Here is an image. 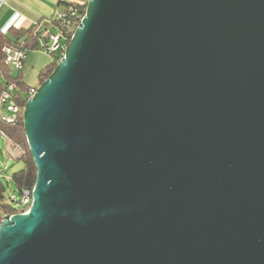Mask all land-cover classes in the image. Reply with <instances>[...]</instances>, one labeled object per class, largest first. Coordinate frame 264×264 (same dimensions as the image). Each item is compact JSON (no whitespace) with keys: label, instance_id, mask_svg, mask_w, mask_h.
<instances>
[{"label":"water","instance_id":"obj_1","mask_svg":"<svg viewBox=\"0 0 264 264\" xmlns=\"http://www.w3.org/2000/svg\"><path fill=\"white\" fill-rule=\"evenodd\" d=\"M24 107L0 264H264V0H88Z\"/></svg>","mask_w":264,"mask_h":264},{"label":"trees","instance_id":"obj_2","mask_svg":"<svg viewBox=\"0 0 264 264\" xmlns=\"http://www.w3.org/2000/svg\"><path fill=\"white\" fill-rule=\"evenodd\" d=\"M86 9L87 5L80 9L82 15L86 13ZM57 24L59 26L62 25L61 22L57 21H52L50 23L46 22V25L51 27L54 32L56 31ZM78 24L79 23H77V25ZM36 29L37 26L32 25L30 27L21 28L12 26L5 33L0 30V71L3 76V79L0 81V96L10 82H15L17 85V89L15 91L16 101L23 108H25L24 106L27 101L28 90L30 86H27L25 84L22 70H18V73H16L15 70L6 63L5 53L3 49L5 46H12L25 49L27 52H29L31 49L38 50L39 48H41V35L40 32L36 31ZM71 36L69 37V40L66 44L69 43ZM63 53V50L58 52H51L54 59L51 63L47 64L41 69L39 74V77L41 79L40 84L56 68L58 62L63 56ZM19 89H22L26 93V95H23V93ZM23 121V112H21L18 119L12 123L3 120L0 115V132L6 136V138L14 147H19L23 151L20 159L23 160L25 166L20 170L14 172L12 175V179L21 194L24 189H32L37 178V167L33 160L30 148L28 147L29 145L27 142ZM5 193L6 186L0 178V208L2 211L0 213V222L3 215L14 214L17 212V209L13 206L12 203L5 202Z\"/></svg>","mask_w":264,"mask_h":264},{"label":"built area","instance_id":"obj_3","mask_svg":"<svg viewBox=\"0 0 264 264\" xmlns=\"http://www.w3.org/2000/svg\"><path fill=\"white\" fill-rule=\"evenodd\" d=\"M60 2L65 4V7L63 9L59 8L56 11L55 16L47 21L49 23L52 21L62 23L61 26L57 24L55 32L51 29V27L46 25V23H35L37 26L36 31L40 32L41 35V48L45 49L49 53L62 50L64 52L69 37L73 34L77 23H79L83 17L80 9L87 5L88 0H60ZM5 3H7V0H0V9ZM3 51L5 53V61L11 66V68L14 70L23 69L28 56V52L25 49L5 46ZM16 89L17 85L12 81L7 85L6 89L0 96L1 118L11 123L17 120L21 112H23V107H21L16 101ZM36 91L37 87L30 86L27 99L31 97ZM2 135L4 134L2 133ZM32 191L33 188L24 189L19 199L15 196H12L9 197L7 202L13 204V206L17 209L16 213L25 212L32 203ZM5 215H3V218Z\"/></svg>","mask_w":264,"mask_h":264},{"label":"rangeland","instance_id":"obj_4","mask_svg":"<svg viewBox=\"0 0 264 264\" xmlns=\"http://www.w3.org/2000/svg\"><path fill=\"white\" fill-rule=\"evenodd\" d=\"M32 56H35L36 59H38V62L44 65L51 63L54 58L51 53H48L43 48H39L38 50L31 49L28 52V64L22 71L24 82L27 86H34L38 88L41 82L39 77L41 69L39 67L32 66L33 64L30 62ZM49 58H51V60L47 61ZM15 72L18 73V70H15ZM2 79L3 76L0 71V81ZM19 90L23 93V95H26L22 89ZM22 153L23 151L19 147H14L12 144H10V141L5 139L0 133V178L6 186L5 202H7L9 197L12 196H15L18 199L21 197V193L16 187V184L12 179V175L14 172L25 166L23 160L20 159ZM1 212L2 211L0 208V213Z\"/></svg>","mask_w":264,"mask_h":264},{"label":"crops","instance_id":"obj_5","mask_svg":"<svg viewBox=\"0 0 264 264\" xmlns=\"http://www.w3.org/2000/svg\"><path fill=\"white\" fill-rule=\"evenodd\" d=\"M64 7L65 4L61 3L60 0H7V3L0 9V30L5 33L12 26L21 28L30 27L37 22L46 23L55 16L59 8L63 9ZM50 60L51 58L47 61ZM30 62L33 67L40 69L47 65L38 62L35 56L31 57ZM27 64L28 56L23 69ZM4 138L7 139L6 136Z\"/></svg>","mask_w":264,"mask_h":264}]
</instances>
